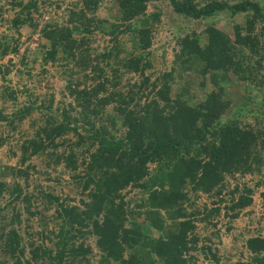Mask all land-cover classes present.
<instances>
[{
	"label": "trees",
	"instance_id": "trees-1",
	"mask_svg": "<svg viewBox=\"0 0 264 264\" xmlns=\"http://www.w3.org/2000/svg\"><path fill=\"white\" fill-rule=\"evenodd\" d=\"M154 1L169 5L177 18L202 20L205 27L201 32L173 34L176 48L171 67L150 81L144 76L151 66L145 56L150 53L154 25L163 14L155 5L147 11ZM61 2H6L5 12L11 13L7 27L16 37L11 45L0 40V57L18 55L20 27L26 26L30 32L25 39L37 32L41 41L33 55L44 47L43 64L59 59L67 69L61 70L65 83L57 103L53 91L33 92L37 82L47 79L45 68L36 73L16 68L18 79L11 84L13 60L8 58L3 68L0 65V77L5 80L0 84V145L27 119L33 134L18 135L19 163L31 156H53V165L61 164L68 174L65 184L79 196V203L66 195L59 199L51 186L47 191L38 187L43 210L52 209L50 217L41 215L32 205L34 197L22 193L16 180L22 179L27 186V169L11 166L0 171V264H92V248L83 242L86 235L94 236V264H198L196 253L203 256V264H221L209 238H200L194 231L196 220L213 225L219 207L213 201L212 206L203 204L200 211L186 213L184 204L190 203L186 191L213 196L226 188V176L264 171V150H255L259 130L245 122L248 112L246 118H264V111L238 109L229 114V98L221 99L228 95L225 89L231 75L253 89L261 85L264 0H71L63 21L51 16L41 20L45 13L51 14L44 8L57 9ZM102 4L113 8L109 20L95 16ZM223 12L230 18L243 16L240 23L231 18L232 34L213 22ZM94 30L110 34L109 46L90 56ZM119 32H130V49L117 38ZM19 57L25 68L26 56ZM191 74L199 77L202 86L205 81L212 86L196 101L193 94L185 97L172 91L177 80L188 94L190 79L195 78ZM5 102L13 106L9 113L4 111ZM259 144L263 146L264 141ZM43 174L48 179V171ZM7 176L11 182L5 181ZM54 181L59 183V178L55 176ZM134 188L145 195L141 192L133 202L135 209L127 210L130 200L124 197ZM229 191L224 215L231 218L251 203V190L234 185ZM38 212V229L20 226ZM133 214L141 220H130L126 227V216ZM48 219L53 223L49 230ZM243 246L246 259L235 264H264L263 236H250Z\"/></svg>",
	"mask_w": 264,
	"mask_h": 264
},
{
	"label": "rangeland",
	"instance_id": "rangeland-1",
	"mask_svg": "<svg viewBox=\"0 0 264 264\" xmlns=\"http://www.w3.org/2000/svg\"><path fill=\"white\" fill-rule=\"evenodd\" d=\"M71 0H64V2L60 3L59 8L54 9L52 6H47L44 8L45 10L49 11L51 14L45 13L42 16V21L48 20L49 16L52 18L57 19L58 22L63 21V18L65 19L66 9L68 7V3ZM227 1V3H233L236 0H224ZM7 0H0V40L5 39L9 45H11L12 39L16 37V33L10 29H8L7 26H9L11 13L5 12V8L8 7V4L6 3ZM153 5L149 4L147 7V11H151L154 9V5L158 6L161 11H163V14L161 15L159 22L154 25L153 31H152V39H151V45L148 48L149 52L145 58L148 59L151 62V66L144 71V76H148L150 81L156 77L160 76L162 72L168 71L171 67L172 62V55L173 51L176 48L175 40L173 37V34H184L189 31H196L201 32L202 29L205 27V23L202 20H193V22H190L189 20L183 19V18H177L175 14L172 13L169 5L165 3H161L158 1L152 2ZM114 13L113 8L105 7L103 4L97 9L95 12V16H98L99 18H111L110 15ZM235 23H240L243 20L242 15H235L231 17ZM231 18L226 12L219 13L217 16L213 18V22L216 27L226 29L228 28V33L232 32V24H231ZM109 20V19H108ZM107 24H105L102 29H106ZM122 27H120L121 29ZM259 24L255 26V32L258 31ZM29 29L26 26L20 27V36H19V43H18V49L19 53L11 54L8 56L0 57V65L3 68L8 64L7 59L11 58L14 62V66L11 68L12 72L10 73V79L11 84H14L18 77L14 74V69L20 68L22 70H28L31 73H36L40 71L42 68H45L48 74L47 79L37 82L36 86L33 87V92H44L46 94H50L51 91L54 92V100L58 103V100L61 98V94L59 93L60 90H62V86L65 83L64 77L61 75V70L67 69L66 67L63 68V62L62 60H55V61H47L45 64L42 63V54L41 51H45L44 47L37 51L35 55L34 51H32L34 48L38 46L39 38L37 36V32L34 34H31L30 37L25 39L27 35L29 34ZM176 34V35H177ZM232 34V33H231ZM130 32H119L117 33V38H120L123 40L125 47L127 49H130L131 46H133L132 41L129 40ZM93 36V41L89 43V52L90 56H93L95 53H99L103 46H109V43L107 42L108 38L110 37V34L102 33L100 30H94L91 34V37ZM263 41V39H262ZM44 42V41H43ZM264 42V41H263ZM148 52V51H147ZM20 54H23L26 56L27 65L24 68L22 64H20ZM33 59V61H32ZM34 66L32 70H30V66ZM71 62H69L68 67L70 68ZM109 72V70H107ZM46 74V73H45ZM25 76V74H23ZM134 76V75H132ZM191 76H194L191 74ZM195 77V76H194ZM135 79V76L133 77ZM4 81L0 77V84H4ZM24 78L21 81L24 82ZM261 85L258 86L257 89H253L252 86L248 85L246 81L240 80L238 77L230 76V85H228L227 90L228 95L227 96H221V99L229 98L230 104L229 108L226 110V112H229V114L234 115V113L241 109L242 111H247L252 108H258L261 111H264V77H262ZM27 84L29 86L32 85V82L27 80ZM45 84L48 85L50 88L47 89L45 87ZM182 82H179L176 80V82L172 85V91H177L178 93L181 92L186 97L187 95L193 94V100L196 101L199 98L202 97L203 93L206 91H209L211 89V85L205 81L204 85L202 86L199 84V77H195L190 79V83L188 86V94H186L182 90ZM201 85V86H200ZM23 97H20L17 102H21L19 100H22ZM65 98V97H64ZM68 101L69 98H66ZM0 104H3L0 101ZM57 105V104H56ZM4 107L6 112L9 113V110L13 107L10 102H5ZM246 113L244 112V115ZM249 115V112L246 114V116ZM245 116V122L248 124L253 125L254 130H259L260 137L256 141L255 150H264V145L260 146L259 141H264V118H252ZM28 122L27 119H24L20 126L15 128V132H13L12 136L9 138V141L0 145V171L6 170L7 168L11 166L20 167V168H26L28 172V180H27V186L25 183L23 184L22 179H19L16 177V180H18L20 186L23 188L22 193H27L28 195H31V197H34L33 200H31L32 205H36L37 209L41 215H44L46 217H50L52 209L49 210H43L44 205V198L41 196V193L39 192V188H42L43 191L49 190L50 186L54 188L53 192L58 194L59 199L61 197H64L65 195L68 197H74V199H71L72 203H79V196L71 190L70 185H66L65 181L67 182L69 180L68 174L65 173L62 169V165L59 164L56 167L53 165V156L47 157L42 155L37 156H31L28 158L24 163H19L18 157H19V149H18V143L20 142V137L18 135L24 134V136H30L33 133V130L31 126H27ZM25 131V133L23 132ZM55 151H58L55 150ZM11 152H14L11 154ZM47 152H50L48 150ZM46 154V153H45ZM250 156V155H249ZM49 163L50 166H47L46 163ZM153 165L149 164L148 169L150 171H153ZM80 169V168H79ZM48 171V179H46V175L43 174V171ZM55 176L59 178V183H56ZM226 181L228 182L226 185V188L224 191L220 192L219 194L213 195V196H207V194H203L200 191H191L187 190V194L190 198L189 204H184L186 213L193 211V210H201L202 205L205 204L207 206H212V202L215 201L216 205L219 207L218 214L213 217L211 220V224L209 223H202L199 221H195L196 228L194 231L196 234L199 235L201 238L202 236H207L210 240V245L217 249V252L221 259V264H235L237 261H244L246 259L245 256V250H244V241L246 238L254 235H260L264 237V198L261 195L264 193V183L257 185L255 182L257 180L264 181V171H262L259 174L256 173H246V174H238L236 173L233 178L230 176L225 177ZM6 182H11L12 177L7 176L5 178ZM36 183L38 186H36ZM234 185H237L239 190L242 186H248L251 190V203L243 207L238 213L236 217H228L224 215L225 205L230 204V198H229V190L232 189ZM49 187V188H47ZM144 192L141 191L139 188H134L131 191H129L128 194L125 195L124 200H130L127 204V210L128 209H135L133 208V202L137 201V199L140 197V193ZM69 194V195H68ZM145 195V192L143 193V196ZM238 194H235V197H237ZM4 200L6 201L7 195H4ZM236 199V198H235ZM126 202V201H125ZM206 206V207H207ZM18 207L21 211V219L25 218V211L22 207V204L19 203ZM31 210H34L33 206L30 208ZM39 212L34 214L33 217L30 219V221L21 223V227L24 226V224H27L32 228V230L38 229V219L41 217L39 215ZM130 220H137L138 222L141 220V217L135 216V214L131 216H126V221L124 225L127 227ZM47 229H51L53 226V223L51 222V219H48L46 222ZM214 233H217L215 235ZM154 234V233H152ZM155 235V234H154ZM78 241V240H77ZM201 241V240H200ZM205 241V240H204ZM83 242L85 244H88L92 248V253L89 255L90 260L92 261V264L95 263V260L97 258V249H95L94 246V236L93 235H86L83 238ZM200 243V242H199ZM199 245V244H198ZM197 254V263H202V255Z\"/></svg>",
	"mask_w": 264,
	"mask_h": 264
}]
</instances>
